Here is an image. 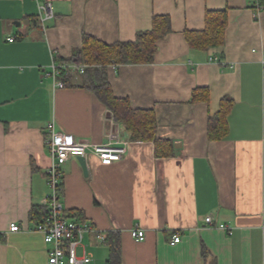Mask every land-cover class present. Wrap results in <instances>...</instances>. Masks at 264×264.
I'll use <instances>...</instances> for the list:
<instances>
[{"label": "crops", "instance_id": "obj_1", "mask_svg": "<svg viewBox=\"0 0 264 264\" xmlns=\"http://www.w3.org/2000/svg\"><path fill=\"white\" fill-rule=\"evenodd\" d=\"M47 1L53 18L43 24L36 0H0V264H51L53 245L35 227L50 193L52 122L78 141L127 148L110 165L89 152L88 175L70 158L61 182L66 218L119 235L122 264H264V0ZM209 11L227 15L219 49L187 38L206 30ZM156 16L170 19L171 33L154 61L107 71L116 96L154 111L157 138L171 143L172 155L133 141L82 74L59 75L64 88L47 75L53 64L72 63L86 35L133 42ZM225 99L226 133L210 139V118ZM135 227L144 241L132 238ZM82 244L88 264H107L110 248L96 234Z\"/></svg>", "mask_w": 264, "mask_h": 264}, {"label": "trees", "instance_id": "obj_2", "mask_svg": "<svg viewBox=\"0 0 264 264\" xmlns=\"http://www.w3.org/2000/svg\"><path fill=\"white\" fill-rule=\"evenodd\" d=\"M206 21L207 27L204 32L187 34L189 43L203 49L221 48L224 44V32L227 25L226 12L209 11ZM170 33V19L167 16H156L152 30L140 32L133 42H118L109 45L86 35L83 48L69 60L90 65L82 74L84 85L92 89L109 107L116 121L126 127L133 141H154L158 155H172L173 152L169 141L157 138L154 111L135 109L128 98L116 96L109 82L107 67L113 63L121 65L152 63L158 42ZM65 79L70 81V77ZM228 102L229 100L225 99L218 115L210 118V139H220L226 133ZM47 213L48 209L44 211L38 223L45 219ZM105 244L110 248L107 264H122V247L119 235H107Z\"/></svg>", "mask_w": 264, "mask_h": 264}, {"label": "built area", "instance_id": "obj_3", "mask_svg": "<svg viewBox=\"0 0 264 264\" xmlns=\"http://www.w3.org/2000/svg\"><path fill=\"white\" fill-rule=\"evenodd\" d=\"M36 1L41 11V22L45 24L49 19L53 18L52 5L47 0ZM8 40L14 41L15 37H11ZM86 69V65L76 62L63 65L53 64L51 72H48L47 75L54 78L55 86L64 88L67 83L58 80L59 75H79L85 73ZM47 144L52 157V164L47 172L50 193L45 200L48 213L45 219L36 225L35 230L43 233L46 242L53 245L49 258L51 264H88L92 260V255L82 244L85 235L94 233L97 239L102 242H105L106 236L97 232L90 223L77 222L66 218L64 206L61 202L62 166L72 157H87L89 152L95 154L102 164L110 165L122 160L127 153V148L111 144L92 145L78 141L72 134L58 131L53 122L47 128ZM205 221L208 225H213L212 216H207ZM220 227L229 229L225 224H221ZM11 230L20 231L21 228L18 224H12ZM130 234L132 238L139 242L146 239L145 231L139 227L130 230ZM180 241L181 236L176 232L173 235L172 244L175 245ZM80 246L83 247L82 255L78 254Z\"/></svg>", "mask_w": 264, "mask_h": 264}, {"label": "water", "instance_id": "obj_4", "mask_svg": "<svg viewBox=\"0 0 264 264\" xmlns=\"http://www.w3.org/2000/svg\"><path fill=\"white\" fill-rule=\"evenodd\" d=\"M78 159L82 165V168L84 170L85 175H88L89 169H88V163H87L86 157L85 156H79Z\"/></svg>", "mask_w": 264, "mask_h": 264}, {"label": "rangeland", "instance_id": "obj_5", "mask_svg": "<svg viewBox=\"0 0 264 264\" xmlns=\"http://www.w3.org/2000/svg\"><path fill=\"white\" fill-rule=\"evenodd\" d=\"M107 250V248H105Z\"/></svg>", "mask_w": 264, "mask_h": 264}]
</instances>
